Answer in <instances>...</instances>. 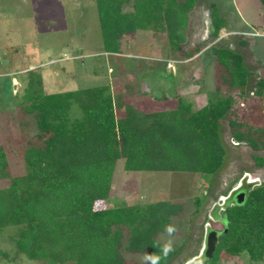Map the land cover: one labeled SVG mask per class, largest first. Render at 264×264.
Listing matches in <instances>:
<instances>
[{"label":"trees","instance_id":"trees-1","mask_svg":"<svg viewBox=\"0 0 264 264\" xmlns=\"http://www.w3.org/2000/svg\"><path fill=\"white\" fill-rule=\"evenodd\" d=\"M196 1L95 0L104 52H118L121 38L140 33H162L177 50ZM213 5L209 33L215 37L225 20ZM210 50L225 71L229 90L198 107L174 95L173 109L118 117L106 85L46 94L27 90L16 101L21 124L33 125L34 132L23 136L19 175L10 174L7 150L0 146V179L9 180L0 188V229L19 228L14 244L20 253L47 264H123L124 249L160 254L155 236L181 212L180 203L94 206L107 200L118 159L124 172L215 174L225 155L223 121L230 139L250 151L253 166H264V126L234 117L251 73L240 53L220 45ZM255 85L260 96L263 78ZM193 202L198 209L200 200L194 197ZM221 216L211 258L202 264H215L220 254L263 261L264 184L250 188L241 204L224 206Z\"/></svg>","mask_w":264,"mask_h":264},{"label":"rangeland","instance_id":"rangeland-1","mask_svg":"<svg viewBox=\"0 0 264 264\" xmlns=\"http://www.w3.org/2000/svg\"><path fill=\"white\" fill-rule=\"evenodd\" d=\"M210 3L225 20L215 37L209 33ZM183 34L177 50L162 33H140L121 38L118 52L107 53L102 48L95 0H0V146L7 150L10 174L23 172V136L34 132L33 125L21 124L16 105L27 90L46 94L106 85L118 117L173 109L174 95L198 107L229 90L224 69L211 56L210 49L218 45L240 53L251 73L235 120L264 126V89L259 96L255 85L264 80V0H197ZM220 139L225 155L212 175L124 172L118 159L108 198L94 208L180 203L181 212L170 217L168 224L177 227L173 250L182 249L174 250L165 264H185L201 252L205 233L222 227L221 212L230 192L264 184V166H253L250 151L230 139L225 121ZM8 185L7 178L0 179V188ZM194 197L200 200L196 210ZM18 231L11 225L0 229V264H47L17 250ZM166 238L164 231L155 236L160 245ZM145 253L151 252L124 249L123 264H145ZM215 264H264V260L220 254Z\"/></svg>","mask_w":264,"mask_h":264},{"label":"water","instance_id":"water-1","mask_svg":"<svg viewBox=\"0 0 264 264\" xmlns=\"http://www.w3.org/2000/svg\"><path fill=\"white\" fill-rule=\"evenodd\" d=\"M248 190L249 189L236 188L230 192L229 196H233L234 204H241ZM217 235L218 233L215 230H208L205 233L202 250L199 255L185 264H202L205 260L210 259L217 241Z\"/></svg>","mask_w":264,"mask_h":264},{"label":"clouds","instance_id":"clouds-1","mask_svg":"<svg viewBox=\"0 0 264 264\" xmlns=\"http://www.w3.org/2000/svg\"><path fill=\"white\" fill-rule=\"evenodd\" d=\"M177 232V227L174 224L165 225L164 233L167 237L164 239L163 244L160 246V254L145 253L144 261L145 264H160L161 259H166L168 254L173 251L174 246V235Z\"/></svg>","mask_w":264,"mask_h":264},{"label":"flooded vegetation","instance_id":"flooded-vegetation-1","mask_svg":"<svg viewBox=\"0 0 264 264\" xmlns=\"http://www.w3.org/2000/svg\"><path fill=\"white\" fill-rule=\"evenodd\" d=\"M226 199H227V200H226L227 202H228V201H233V200H232V199H233V196H229V197H227ZM227 202H226V204H224V206L230 204V203H227Z\"/></svg>","mask_w":264,"mask_h":264},{"label":"crops","instance_id":"crops-1","mask_svg":"<svg viewBox=\"0 0 264 264\" xmlns=\"http://www.w3.org/2000/svg\"><path fill=\"white\" fill-rule=\"evenodd\" d=\"M234 190V189H233Z\"/></svg>","mask_w":264,"mask_h":264}]
</instances>
